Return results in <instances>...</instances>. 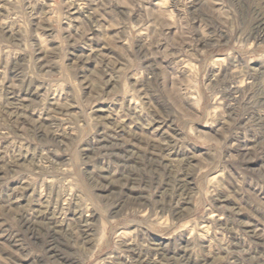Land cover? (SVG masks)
Wrapping results in <instances>:
<instances>
[{
	"label": "rangeland",
	"instance_id": "374dc122",
	"mask_svg": "<svg viewBox=\"0 0 264 264\" xmlns=\"http://www.w3.org/2000/svg\"><path fill=\"white\" fill-rule=\"evenodd\" d=\"M0 264H264V0H0Z\"/></svg>",
	"mask_w": 264,
	"mask_h": 264
}]
</instances>
